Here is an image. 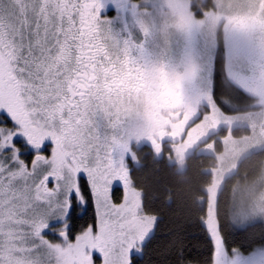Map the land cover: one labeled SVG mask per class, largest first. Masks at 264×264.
I'll return each mask as SVG.
<instances>
[{
  "label": "snow or ice",
  "instance_id": "6c2138e0",
  "mask_svg": "<svg viewBox=\"0 0 264 264\" xmlns=\"http://www.w3.org/2000/svg\"><path fill=\"white\" fill-rule=\"evenodd\" d=\"M166 145L176 175L213 159L194 198L207 264H264V235L229 249L222 233L225 216L264 222V0H0V264H136L158 217L130 161Z\"/></svg>",
  "mask_w": 264,
  "mask_h": 264
},
{
  "label": "trees",
  "instance_id": "16d2710c",
  "mask_svg": "<svg viewBox=\"0 0 264 264\" xmlns=\"http://www.w3.org/2000/svg\"><path fill=\"white\" fill-rule=\"evenodd\" d=\"M210 2L211 0H205L206 4ZM221 83V76L218 75V101L226 99L229 95V89ZM141 157L140 164L132 166L133 179L144 191L145 210L156 215L158 220L150 241L142 252L136 255V264H207L210 243L200 223V212L194 198L198 194L197 190L208 179L205 169L211 167V157L193 155L182 175H176L170 167L165 166V157L154 159L153 153H142ZM28 158L29 156L26 157ZM245 171L248 176H254L250 166H242L240 175L234 177L226 186V201L230 202L232 187L237 181L242 182ZM119 196V191L115 189L113 198L116 200ZM79 210L77 206L74 207L72 236L95 221V210L91 201L83 211ZM222 233L229 249L246 245L253 240L259 242L264 235V222H257L247 229L240 230L235 229L225 216L222 218Z\"/></svg>",
  "mask_w": 264,
  "mask_h": 264
},
{
  "label": "flooded vegetation",
  "instance_id": "af4514ba",
  "mask_svg": "<svg viewBox=\"0 0 264 264\" xmlns=\"http://www.w3.org/2000/svg\"><path fill=\"white\" fill-rule=\"evenodd\" d=\"M114 13V10L113 9H108V10H106V14H110V13ZM221 80H222V77H221ZM222 85H224V83H223V80H222V83H221ZM169 147L170 146H168V145H166L165 146V153H164V157L166 158L167 157V153H168V149H169ZM142 153H146V154H148V153H152V151H151V149L149 148V147H147V146H143V147H141L138 151H137V155H138V157H139V159H140V161H141V154ZM45 154H47V152L45 153ZM28 157L29 156V158L28 159H26V157ZM24 159H26V161H31V159H32V156L31 155H29V154H24ZM134 164L130 161V167L132 168V166H133ZM118 190L119 191V193H120V196L119 197H117L116 198V200L114 199V201L116 202V203H118V202H120L121 200H122V198H121V193H122V191H121V189H122V186L121 185H119V184H117V185H114V190ZM113 190V191H114ZM93 206V205H92ZM87 207V206H86ZM50 234V233H49ZM52 234V233H51ZM52 236H53V234H52Z\"/></svg>",
  "mask_w": 264,
  "mask_h": 264
},
{
  "label": "rangeland",
  "instance_id": "374dc122",
  "mask_svg": "<svg viewBox=\"0 0 264 264\" xmlns=\"http://www.w3.org/2000/svg\"><path fill=\"white\" fill-rule=\"evenodd\" d=\"M200 3H205V0H193V4L194 5H196V4H200ZM109 9H111V8H109ZM114 10V13H110V14H108V15H115L116 14V10L115 9H113ZM194 10H195V8H194ZM169 150V149H168ZM211 165H212V163H213V159L211 158ZM29 163H30V161H28ZM254 178V176H248V180L246 181L245 179H241L242 180V182L240 183L241 184V186H243L245 183H248V182H250L252 179ZM86 183H87V181H86V178H83L82 180H81V184H82V186H86ZM121 191H122V193H121V198H122V196H123V190L121 189ZM90 201V200H89ZM121 202V201H120ZM119 203V202H118ZM93 205V204H92ZM87 206V205H86ZM86 206L84 207V208H79L80 210L79 211H83L85 208H86ZM74 207H76V205H75V202H74ZM93 208H94V206H93ZM94 210H95V208H94ZM87 227V226H86ZM85 228V227H84ZM50 234H48V238H50V239H52L53 238V236H52V234H51V232H49ZM74 237V236H73Z\"/></svg>",
  "mask_w": 264,
  "mask_h": 264
}]
</instances>
